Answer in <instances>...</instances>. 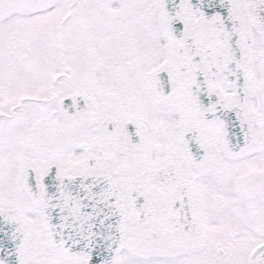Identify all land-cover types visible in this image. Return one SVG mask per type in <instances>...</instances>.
Wrapping results in <instances>:
<instances>
[{"label":"snow or ice","instance_id":"1","mask_svg":"<svg viewBox=\"0 0 264 264\" xmlns=\"http://www.w3.org/2000/svg\"><path fill=\"white\" fill-rule=\"evenodd\" d=\"M0 264H264V0H0Z\"/></svg>","mask_w":264,"mask_h":264}]
</instances>
